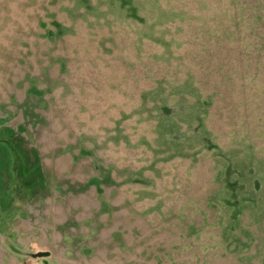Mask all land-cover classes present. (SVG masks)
Listing matches in <instances>:
<instances>
[{
	"label": "rangeland",
	"instance_id": "obj_1",
	"mask_svg": "<svg viewBox=\"0 0 264 264\" xmlns=\"http://www.w3.org/2000/svg\"><path fill=\"white\" fill-rule=\"evenodd\" d=\"M0 147V264H264V0H0Z\"/></svg>",
	"mask_w": 264,
	"mask_h": 264
},
{
	"label": "trees",
	"instance_id": "obj_2",
	"mask_svg": "<svg viewBox=\"0 0 264 264\" xmlns=\"http://www.w3.org/2000/svg\"><path fill=\"white\" fill-rule=\"evenodd\" d=\"M0 152L5 153L7 158L9 159V153H8V151H6V149L4 150V147H0ZM0 162H1L2 166H7V164H8V162L6 163V161H4L1 157H0Z\"/></svg>",
	"mask_w": 264,
	"mask_h": 264
},
{
	"label": "water",
	"instance_id": "obj_3",
	"mask_svg": "<svg viewBox=\"0 0 264 264\" xmlns=\"http://www.w3.org/2000/svg\"><path fill=\"white\" fill-rule=\"evenodd\" d=\"M48 254H49L48 251H38V252L36 253L37 256H47Z\"/></svg>",
	"mask_w": 264,
	"mask_h": 264
}]
</instances>
